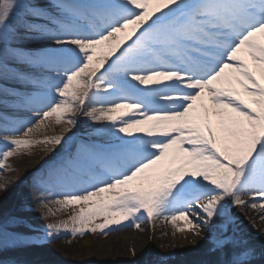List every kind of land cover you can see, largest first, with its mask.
<instances>
[{"label":"snow or ice","instance_id":"obj_1","mask_svg":"<svg viewBox=\"0 0 264 264\" xmlns=\"http://www.w3.org/2000/svg\"><path fill=\"white\" fill-rule=\"evenodd\" d=\"M51 2L55 14L45 17L26 0H0V55L39 72L25 101L32 119L0 124V169L50 118L61 134L38 142L53 146L69 142L78 116L98 125L35 178L48 214L51 204L86 206L71 229L49 224L45 235L163 220L195 237L207 226L199 264H264V252L241 247L227 223L230 206L264 212V0ZM18 39L34 47L24 52ZM37 242L0 227V253Z\"/></svg>","mask_w":264,"mask_h":264},{"label":"rangeland","instance_id":"obj_2","mask_svg":"<svg viewBox=\"0 0 264 264\" xmlns=\"http://www.w3.org/2000/svg\"><path fill=\"white\" fill-rule=\"evenodd\" d=\"M26 2L34 5L36 10L42 12L45 17L55 14L51 0H26ZM22 19L23 14L13 17L10 22V30L18 27ZM36 22L48 26L46 19ZM15 44L20 50L31 45L29 42L19 39L15 41ZM38 75V70L29 68L10 52L0 55V113L6 116L0 115V124L9 128L20 126L25 123L18 118L23 114L32 116V113L23 112H28L26 98L34 93V84L30 81ZM55 126L57 127L52 118L45 121V125L31 135L30 146L19 150L5 162L8 167L0 169V227L10 233H20L28 241H38L34 244L30 243L27 247L9 249L0 253V260L28 261L31 264H106L105 259L99 257L98 252L94 251L95 245L123 232L134 234L149 246V249L144 253L137 249H129V252L133 253L134 260L128 264H199L200 261L207 258L209 248L207 226L198 237L193 236L189 231L184 233L181 238L183 241L187 242V235L190 234L192 238L201 240L205 248L204 251L194 248L189 251L175 242L176 234L173 232V225L163 220H154L152 224L145 220L138 229L132 226L112 225L104 232H85L83 236L75 237L71 231H61L55 239H49L45 235L47 225L67 222L71 229V217L77 215L81 207L86 206L51 204L49 207L52 214H48V209L42 210L37 200L34 188L35 175L37 176L40 172L52 167V164L57 162L56 158L63 157L71 148L80 143L81 138L86 140V138L95 137L93 129L98 127L85 118V120H81L79 133L67 136L68 143L62 146H53L38 142L46 136L56 135L53 133ZM0 150H7L3 133H0ZM48 158L53 160L50 164H46ZM246 201L250 203V198H247ZM230 209L233 210L230 212L227 222L228 234L241 247L255 249L259 257L261 249L249 245L255 240H252L254 222L247 215V208L239 207L234 210L230 206ZM13 218H15V223L11 222ZM102 223H104V219L100 217L95 219L89 227H95ZM222 223L223 221L217 224V231L220 230ZM59 241L60 243H58Z\"/></svg>","mask_w":264,"mask_h":264},{"label":"bare ground","instance_id":"obj_3","mask_svg":"<svg viewBox=\"0 0 264 264\" xmlns=\"http://www.w3.org/2000/svg\"><path fill=\"white\" fill-rule=\"evenodd\" d=\"M127 111V109H120L115 113V115H120L122 112ZM28 117V116H27ZM78 123L75 128H73L69 133H67V136L78 134L81 127V120H85L83 116L76 117ZM62 126L57 125L53 128V133L56 135L61 134ZM249 198L247 196L243 197V199L246 201V199ZM248 202V201H247ZM247 208L246 213L250 217V219L254 222V227L252 228V240H255L254 242H250L249 245L251 247H256L261 249V253L264 252V220H261L260 217L264 216V212H261L258 208L252 209L250 207ZM234 210H237L239 207H232ZM233 209H230V212ZM222 220H217L216 225L221 223ZM177 224L181 227H184V221H177ZM175 228L173 226V232L176 234V243L180 245L181 247L186 248V250L192 251L194 249H198L199 251H204L205 248L201 243V240L194 239L190 234L187 235L188 241L185 242L181 238L183 237L185 232H177L174 231ZM177 232V233H176ZM172 233V232H171ZM173 233V234H174ZM60 243V241L58 242ZM57 243V244H58ZM53 245V244H50ZM129 249H137L141 252H146L149 249V246L141 239H139L137 236H135L132 233H118L114 236L108 238L105 242L99 243L95 245L94 251L99 254V257H103L106 262V264H128L132 262L133 259V253L129 252Z\"/></svg>","mask_w":264,"mask_h":264}]
</instances>
